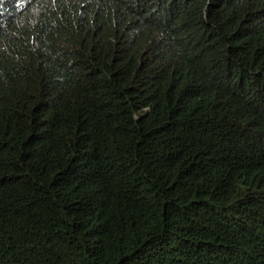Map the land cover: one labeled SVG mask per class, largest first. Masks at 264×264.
Listing matches in <instances>:
<instances>
[{
    "label": "trees",
    "instance_id": "trees-1",
    "mask_svg": "<svg viewBox=\"0 0 264 264\" xmlns=\"http://www.w3.org/2000/svg\"><path fill=\"white\" fill-rule=\"evenodd\" d=\"M21 1L0 264H264V0Z\"/></svg>",
    "mask_w": 264,
    "mask_h": 264
},
{
    "label": "clouds",
    "instance_id": "clouds-1",
    "mask_svg": "<svg viewBox=\"0 0 264 264\" xmlns=\"http://www.w3.org/2000/svg\"><path fill=\"white\" fill-rule=\"evenodd\" d=\"M27 8L21 0H0V35L8 33V17L26 14Z\"/></svg>",
    "mask_w": 264,
    "mask_h": 264
}]
</instances>
